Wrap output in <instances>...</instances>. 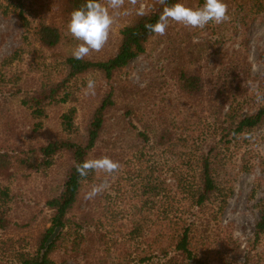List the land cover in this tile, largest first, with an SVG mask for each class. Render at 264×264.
<instances>
[{"label":"rangeland","instance_id":"obj_1","mask_svg":"<svg viewBox=\"0 0 264 264\" xmlns=\"http://www.w3.org/2000/svg\"><path fill=\"white\" fill-rule=\"evenodd\" d=\"M224 2L228 21L203 29L170 21L164 36L153 34L145 52L111 79L98 71L72 78L66 83L67 100L48 104L39 117L22 101L67 74L63 61L79 43L67 28L70 0H0V153L10 160L0 162H8L0 170V186L10 192L13 228L7 235L17 245L36 251L40 235L51 226L46 202L61 193L73 164L68 149L55 154L49 166L42 158L34 161L30 149L69 138L84 144L92 116L112 92L114 104L105 112L104 128L88 160L108 156L120 168L111 175L90 172L67 226L54 237L59 236L51 254L55 264H136L133 221L143 214L150 229L149 216L172 210V198L167 199L165 191L151 208L149 187L156 182L165 189L177 186L175 210L188 213L185 183L198 177L192 157L208 151L223 164L227 201L217 219L197 231L194 245L209 264H264V234L255 238L264 200V122L240 140L232 135L221 140L238 117L264 107V99L257 100L264 96V0ZM140 3L147 13L158 2ZM179 3L198 8L204 0ZM137 16L135 10L121 15L103 49L86 57L105 60L116 54L122 29ZM39 22L58 26L63 41L54 48L42 46L31 30ZM185 76H194L192 86L186 87ZM89 79L96 82L95 95H85ZM231 109L237 115H228ZM64 115L71 117V131L64 128ZM28 157L31 166L24 162ZM96 186L102 191L90 197ZM88 218L93 224L88 225ZM72 220L83 226L73 223L72 230ZM96 222L108 231L104 237L96 233ZM87 228L92 233H86L87 242L76 255L72 241ZM152 232L147 238H153ZM84 246L91 250L86 253Z\"/></svg>","mask_w":264,"mask_h":264},{"label":"trees","instance_id":"obj_2","mask_svg":"<svg viewBox=\"0 0 264 264\" xmlns=\"http://www.w3.org/2000/svg\"><path fill=\"white\" fill-rule=\"evenodd\" d=\"M180 0H168V4H175ZM86 0H70L71 8L69 14L74 9L84 5ZM163 6L157 3L155 8L147 12L144 16H137L133 21L126 25L121 31V40L116 54L105 60H93L84 57L81 60L74 59L72 55H67L63 63L66 68V76L58 82L43 85L38 91L26 96L23 103L27 105L34 115L39 117L45 115V107L56 101L67 100L66 83L72 78L88 72H100L107 79H111L115 72L126 66L130 61L144 53L146 44L149 38L154 34L145 28V24H155L162 13ZM28 22L24 24L27 28ZM29 28V26H28ZM32 34L44 47L54 48L63 41V35L60 28L54 24L39 22L34 26ZM194 76L184 77L186 87L192 86ZM64 90L66 95H62ZM114 104L113 93H108L103 99L101 105L96 109L92 116L91 123L88 129L86 142L79 143L72 139L54 140L43 144L38 148L30 149L35 154L36 162L42 158L45 166L52 164L53 156L62 149H68L73 157V164L70 167L67 178L65 180L61 193L47 200L46 204L51 211L50 222L51 226L46 228L40 235L37 242L35 252L27 251L25 248L17 245V241L13 236H8L7 233L13 228V222L9 216L8 202L10 200V192L7 187L0 186V264H55L51 254L57 244L59 236L50 241L53 232L58 228H65L68 224V214L75 209V205L79 200L83 183L90 177V172L86 177H81L76 165L88 160L91 150L96 146L101 132L104 128L105 112L108 107ZM228 115H237L234 109L228 112ZM64 128L68 131L72 130L71 117L64 115ZM264 122V107H261L254 114H245L238 117L231 125L232 130L224 135L221 140L227 139L232 135L233 139L240 140L242 134L254 128H257ZM171 135V132H167ZM140 135L148 139L149 135L145 132H140ZM229 140V139H228ZM194 162L191 164L198 173L192 177L193 179L185 183L186 193L188 194V213L186 211H176V197L178 192L176 188L168 184L169 189H165L159 182L149 187L154 201L151 208H155L160 200H156L162 191L167 193V199L172 198V210L157 211L154 216L148 217L151 228L147 227V216L140 214L133 222L134 225L130 228L131 239L136 240L137 255L136 264H209L205 257L198 252L194 245V239L197 231L206 228L212 220H216L220 211L223 210L226 204V193L224 181L221 173L220 165L222 162L217 155L213 157L211 153L204 152L196 154L192 157ZM10 162L7 154L0 153V162ZM0 164V170L6 168ZM25 164L31 166L32 158L25 159ZM37 167H40L37 166ZM1 172V171H0ZM190 172V169H189ZM188 172V174H189ZM1 174V173H0ZM197 179V181H195ZM181 182H179L177 185ZM150 199L147 198L143 205L147 204ZM194 208H197L194 212ZM193 210V211H192ZM152 215V213H151ZM154 218V220H153ZM99 220V219H98ZM94 219H87L88 225L93 224ZM76 226L82 227V223L72 220ZM96 233L100 237H104L103 229L94 223ZM154 225V226H153ZM153 226V227H152ZM153 230V232L151 231ZM152 232L153 238H147ZM86 233H92L91 229L87 228L81 234H77L72 241V251L78 254L82 245L87 242ZM94 234V233H93ZM264 234V200L261 203V215L255 226V238L259 240ZM7 235V236H5ZM104 235V236H103ZM107 236V235H106ZM85 252L90 251V247L84 246ZM247 264V261L244 263Z\"/></svg>","mask_w":264,"mask_h":264},{"label":"clouds","instance_id":"obj_3","mask_svg":"<svg viewBox=\"0 0 264 264\" xmlns=\"http://www.w3.org/2000/svg\"><path fill=\"white\" fill-rule=\"evenodd\" d=\"M163 6L159 20L155 24H145V28L156 35L164 36L169 22H176L190 28L203 29L210 23L221 24L230 19L228 6L224 0H204L201 7L191 8L182 3L168 4V0H157ZM131 8H126L125 5ZM139 4V7H136ZM135 10L136 15L144 16L145 7L140 0H86L81 7L74 9L68 21V31L79 41L72 51V57L81 60L90 52H99L108 42L113 25L121 15H128ZM255 71V66L253 67ZM96 82L89 79L85 88V95H95ZM264 96H257V100ZM248 138V137H245ZM120 168L117 161L108 156L85 160L76 165L81 177H86L91 171H102L106 174L116 173ZM102 191V187H93L91 196Z\"/></svg>","mask_w":264,"mask_h":264},{"label":"water","instance_id":"obj_4","mask_svg":"<svg viewBox=\"0 0 264 264\" xmlns=\"http://www.w3.org/2000/svg\"><path fill=\"white\" fill-rule=\"evenodd\" d=\"M60 229V227H58L55 231H54V233L51 235V237H50V241L51 240H53L54 239V237L56 236V234L58 233V230Z\"/></svg>","mask_w":264,"mask_h":264}]
</instances>
